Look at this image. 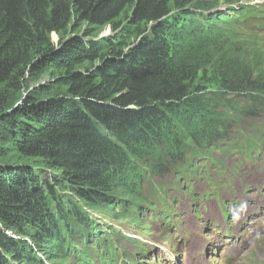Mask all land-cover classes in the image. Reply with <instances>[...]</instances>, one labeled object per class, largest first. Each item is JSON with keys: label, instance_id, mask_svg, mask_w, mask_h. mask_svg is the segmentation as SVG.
I'll return each instance as SVG.
<instances>
[{"label": "trees", "instance_id": "1", "mask_svg": "<svg viewBox=\"0 0 264 264\" xmlns=\"http://www.w3.org/2000/svg\"><path fill=\"white\" fill-rule=\"evenodd\" d=\"M247 1L0 0V264H116L95 212L139 223L147 175L264 117Z\"/></svg>", "mask_w": 264, "mask_h": 264}, {"label": "rangeland", "instance_id": "2", "mask_svg": "<svg viewBox=\"0 0 264 264\" xmlns=\"http://www.w3.org/2000/svg\"><path fill=\"white\" fill-rule=\"evenodd\" d=\"M250 2L261 7L262 12L253 22L259 23L264 33V0ZM224 8L222 4L217 7ZM109 34V29L102 33ZM52 41L57 42L55 35ZM248 124H252L251 128ZM240 127L242 130L233 134L235 142L226 141L209 158L187 154L188 159L196 157L198 163L194 166L206 181L192 184L193 196L184 193H191L187 176L181 178V173L176 175L165 167L162 175H147L144 195L155 199L152 207L142 206L139 223L94 211L100 228L118 233L113 237L119 254L116 264H133L135 258L144 264H264V165L252 162L264 152V135L258 136L264 134V117L244 121ZM249 133L254 137L247 140ZM185 145V151H191L194 143ZM44 173L50 176L48 171ZM165 188L166 194L159 201L156 197ZM164 213L169 218L164 219ZM196 239L201 242L199 246ZM140 248L149 251L143 258L136 256ZM122 250L129 259L122 257Z\"/></svg>", "mask_w": 264, "mask_h": 264}, {"label": "bare ground", "instance_id": "3", "mask_svg": "<svg viewBox=\"0 0 264 264\" xmlns=\"http://www.w3.org/2000/svg\"><path fill=\"white\" fill-rule=\"evenodd\" d=\"M166 194V188L164 189V191L161 193V197L163 198ZM142 208V207H141ZM141 208H140V211L138 210V215L139 217L141 216L142 214V211H141ZM196 246H199L201 244L200 240L196 239Z\"/></svg>", "mask_w": 264, "mask_h": 264}]
</instances>
